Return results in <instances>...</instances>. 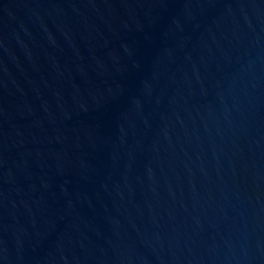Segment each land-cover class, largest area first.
I'll list each match as a JSON object with an SVG mask.
<instances>
[{
    "label": "water",
    "instance_id": "obj_1",
    "mask_svg": "<svg viewBox=\"0 0 264 264\" xmlns=\"http://www.w3.org/2000/svg\"><path fill=\"white\" fill-rule=\"evenodd\" d=\"M0 264H264V0H0Z\"/></svg>",
    "mask_w": 264,
    "mask_h": 264
}]
</instances>
